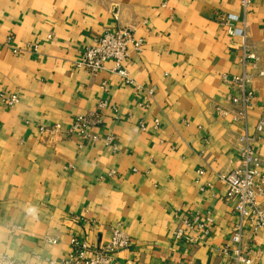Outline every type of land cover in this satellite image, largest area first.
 Segmentation results:
<instances>
[{
    "label": "crops",
    "instance_id": "obj_1",
    "mask_svg": "<svg viewBox=\"0 0 264 264\" xmlns=\"http://www.w3.org/2000/svg\"><path fill=\"white\" fill-rule=\"evenodd\" d=\"M225 13L246 24V44L259 56L247 67L256 97L246 120L217 110L235 108L223 76L244 70L243 41L227 33L219 20ZM118 27L143 40L124 66L136 83L154 88L148 107L141 106L144 90L110 71L112 61L97 74L76 66L85 47ZM259 69L264 0L247 8L241 0H0V93L19 96L10 107L0 97V254L62 264L72 237L101 245L119 228L132 243L116 254L117 264H229L216 248L229 242L238 219L220 175L240 164L239 137L264 125ZM101 99L109 106L93 129L98 142L40 135L39 125L66 128ZM111 134L115 150L104 141ZM254 147L264 165V126ZM189 213L209 217L206 243L175 240ZM263 238L245 223L243 249L262 264Z\"/></svg>",
    "mask_w": 264,
    "mask_h": 264
},
{
    "label": "built area",
    "instance_id": "obj_2",
    "mask_svg": "<svg viewBox=\"0 0 264 264\" xmlns=\"http://www.w3.org/2000/svg\"><path fill=\"white\" fill-rule=\"evenodd\" d=\"M250 2L251 0H241L243 8H247ZM219 20L230 36L241 37L243 41L241 51L244 70L240 75L223 76V79L236 92L230 97V101L235 105V108L230 111L217 107V110L224 116L231 114L234 120H246L248 109L252 106L256 97L254 90L250 87L252 77L247 71V67H256L259 56L246 44V24L242 23L241 26H237L236 22L239 21L237 15L233 13L221 14ZM142 45L143 40L136 37L133 29L129 27L107 29L95 38L93 44L85 47L81 59L76 62V66L84 68L92 74H97L106 69V62L112 61L113 67L110 71L118 74L126 83L134 85L136 89L144 90L141 106L148 107L154 98V88L144 87L136 83L124 66L125 60L130 55V50L133 49L140 53ZM258 75L264 76V70L259 69ZM102 87L105 92L108 91L106 82L102 83ZM0 97L8 107L19 101V96L16 93H0ZM108 106V101L101 99L94 110L78 115L68 127L64 128L60 124L39 125V133L42 137L77 135L84 143L98 142L101 137L93 129L103 123V110ZM114 110L117 111L115 107ZM139 125L142 130H146L144 122H140ZM155 125H158L157 121ZM263 126V122L259 121L254 135L245 133L239 137L240 164L220 175V180L226 187V198L235 201L233 212L238 219V223L233 227L229 242L216 248L220 255L228 258L229 264H262L258 257H254L249 251H245L242 244L246 222L251 225L253 235L260 230L264 231V204L259 200L264 193V165L254 147V142L263 130ZM104 141L114 150L117 149L115 135H107ZM69 167L73 166L69 165ZM198 172L203 174L204 171L199 169ZM180 210H182V207ZM208 219L209 217L203 213L184 215L179 226L173 232L175 240L190 245L206 243L211 234ZM45 241L50 244L58 242L56 238L49 237H46ZM131 243V237L119 228H114L110 240L101 245L90 244L72 237L70 239L72 249L62 261V264H117L116 254L121 250L128 249ZM257 250L259 254L263 252L264 238L259 242ZM0 264L24 263L2 253L0 254Z\"/></svg>",
    "mask_w": 264,
    "mask_h": 264
}]
</instances>
